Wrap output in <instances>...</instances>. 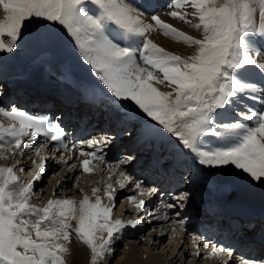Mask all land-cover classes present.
I'll return each mask as SVG.
<instances>
[{
	"label": "snow or ice",
	"instance_id": "6c2138e0",
	"mask_svg": "<svg viewBox=\"0 0 264 264\" xmlns=\"http://www.w3.org/2000/svg\"><path fill=\"white\" fill-rule=\"evenodd\" d=\"M165 8L172 19L202 31V37L187 35L155 11L150 13L152 22H147L145 11L134 0H0V57L18 52L34 27L62 31L95 78L92 87L113 105L127 109L121 113L127 122H139L138 137L140 129L166 137L178 151L191 156L205 176L230 172L247 184H264V87L242 75L255 68L264 79L260 46L264 44V0H167ZM154 31L194 46V54L182 57L167 51L150 38ZM6 91V86L0 87V97ZM247 100L259 106L251 108ZM229 110L239 118L231 117ZM0 115L10 121L0 124V159L7 158L5 153L23 156L26 138H31L40 160L27 183H20L18 164L0 167V264H67L73 235L90 250V264H100L113 253L118 234L141 221L113 218L116 203L111 183L104 190L111 204L103 203L99 188L92 189L94 200L83 194L79 201L50 198L43 207L32 204L34 184L42 179L49 159L46 148L54 142L56 151L67 149L66 132L59 117L53 122L3 105ZM123 135L132 136L133 129L79 141L83 158L79 168L91 173L93 160L107 164L104 150ZM39 138L43 143L35 147ZM85 146L91 151H85ZM135 160L134 155H122L118 168ZM119 176L123 179L116 183L121 188L136 192L126 199L146 212L147 202L137 200V195L156 196L159 190L146 188L144 181L131 179L124 171ZM189 198L190 192L184 191L162 206L177 209L179 216ZM211 255L220 253L213 248ZM228 257L232 258L231 252ZM239 264H264V257Z\"/></svg>",
	"mask_w": 264,
	"mask_h": 264
},
{
	"label": "bare ground",
	"instance_id": "6f19581e",
	"mask_svg": "<svg viewBox=\"0 0 264 264\" xmlns=\"http://www.w3.org/2000/svg\"><path fill=\"white\" fill-rule=\"evenodd\" d=\"M134 2L142 10L145 11V13H146L145 19L147 22H150V23L152 22L150 20V13L151 12L155 11V14H157L159 16L164 13V15L161 16V19H163L164 21H166L169 24H172L177 29L185 32L187 35H191L193 37H196L194 35V33L192 32L193 27L191 26V24L182 23V22L179 24L178 23L179 20L173 21L171 19V17L167 15V13L165 14V12H167V9L165 8V5L167 4V0H134ZM2 16H3V13L0 12V18H2ZM196 22L197 21H195V20L192 21V23H196ZM181 24H183L184 26H182ZM150 38L153 39L154 42L157 43L159 46L164 47L167 51L173 52L174 54H177V55H181L182 57H187L189 55L194 54V52H195L194 46H190L187 44H180L178 42H175L176 40H174L170 37L164 36L162 34V32H160V31L152 32L150 34ZM260 46L262 48H264V44H261ZM7 56L11 57V59H14L12 57V55H7ZM72 56H75L78 59L76 51L74 50V48H72ZM69 59H71V58H69ZM23 60L24 59L20 60V63H21L20 65H22V66H23V64H22ZM5 62L6 61L0 62V82L8 83L9 81H12V80L15 81L16 79H14L13 76L19 77V76H17L19 74L14 73L13 71H15V70L19 71V68H15V67H13L10 64H7ZM74 62H75V63H73V64H75L74 66L71 64V61H68L67 63H64V64L60 63L59 66L54 65V64H47L45 62H43V64L48 66V70L50 73L49 76H65L66 78H68L65 82H67L69 84H75L77 81L81 82L82 80H85V79H91V80L95 81V78L90 74L89 71L86 70L85 66L81 64L80 60L79 61L75 60ZM17 64H19V63H17ZM66 68L67 69L71 68V70L73 68L74 70L73 71H67ZM78 71H80V72H78ZM34 73H36V72H34ZM53 73H56V74H53ZM248 73H247V71H245L242 74L243 78L245 80L248 79L247 78ZM45 74H47V73H45ZM77 75H78V77H77ZM20 78H22L24 81L28 80L27 76L24 74H22V77H20ZM258 78H260V77H258ZM17 82H20V81H17ZM38 82L41 83V81H38ZM21 83H23V82H21ZM14 84H17V83H14ZM13 86L14 87H11V85H10L9 88H15V89L18 88V85H13ZM263 86H264V80H263ZM19 88H24V87H19ZM160 88L162 91H167V88H164L163 86H160ZM100 94H101V99L94 96L92 100L88 101V103L93 107H97L99 105L98 102L100 100L101 101L104 100L103 104L106 106V111L107 112L112 111L113 113L119 112L120 114L117 113V115H119L118 118H119V121H121L122 120L121 113L127 112V110H125L124 108H119V106H118L117 108H119V111H117L116 110L117 105H113L109 100H107V98L103 96L101 91H100ZM18 101H22V99L19 98ZM26 101H27V99H26ZM12 103L13 102H11L10 98L0 99V105L5 106L9 110L12 107ZM77 103H78V101H72V104L69 106H76ZM245 103H248V100L245 101ZM229 114L231 115V117H233V116L235 117V115H236V113L232 112L231 110H229ZM3 118L6 121V123H4L3 125H5V126L8 125L10 123V121L5 117H3ZM123 121H124L123 123L118 124L116 126L115 132H117V133L121 132V131H123L124 128H129L130 125L134 124V123L136 124V125H134V126H136L135 130L139 128V124H137L138 121H132L130 123L127 122L125 119H123ZM0 124H2V123H0ZM135 130L133 131L132 136L125 135L121 139L123 141V144L126 145L125 147L117 146L118 148H114L112 146L110 149L104 150L105 158L107 160V164L102 163V165L100 167V169H101L100 178L101 179L105 178L106 180H108V184L109 183L112 184L113 180H117L118 177H120L119 171H124L126 176H129L130 173H132L133 177L131 179L144 181V186L146 188H152L156 182V179L154 178V176H152L153 174H151V172H149V174H147L146 176L145 175L143 176L141 174L140 170L133 167L135 165H138L141 157L144 158L146 156V154L134 153V148L132 146H128V145L130 143L136 142L137 145L141 144V143H146L145 144L146 146H150L148 143V139H149L148 134L149 135H153V134L147 133L144 136V138L141 139L140 137H141V134L143 133V130L140 129V136L139 137L137 136ZM154 136H157V138L160 139L159 143L161 145H163L165 150H168V151L171 150L170 147H172L174 145V143H173V145H170V143L166 140V137L158 136V135H154ZM89 138H96V137L91 136ZM96 139H98V138H96ZM214 139L218 140L219 138H214ZM38 141H39V139L37 140V142ZM37 142H36V147H39V146H37ZM151 142H155V141H151ZM26 143L28 144V146L25 148V154L23 156L17 155L16 157L19 158L18 159L19 162H17V163L12 162L13 164H11L12 166L14 164H18L16 172H17V175L20 177V179H22V182H20V183H26L32 179V178L27 179V180L23 179V177H25L23 174L27 175L26 173L29 172V171H27V169L29 167H31L32 160L37 158L34 155V147L31 144V138H26ZM146 149L148 150L147 147H146ZM46 150H47V148H46ZM119 152L121 154L117 157L116 155ZM129 154L134 155L136 157L135 162L131 165H119V168H118L119 157L122 155H129ZM182 154L184 155V153H182ZM46 155H47V152H46ZM9 156H11V155H9ZM185 156L191 160L190 161L191 163L186 164V165H188L189 170H190V171H187V173H189V176L192 177L193 174L196 175L198 172H201L200 169L197 168L193 164L192 157L187 155L186 153H185ZM16 157H12V158H16ZM12 158H10V159H12ZM146 159L149 160V158H146ZM70 161L71 160H69V162L67 164H63V166H66V169H64V168H63L64 170L61 169L62 171L58 175L55 176L56 178L61 177L62 179H60V180L56 179L53 181V184L51 183L52 185L55 184L56 189L60 188L62 186V184H65V182H71V180L73 181V178L75 177V175L81 174L83 172L82 170H80L78 168V166L76 169L72 170L71 166L73 164H75V161L72 164H70L71 163ZM112 161H114L116 163L115 167L111 166V171L106 172L109 170L108 165ZM183 161L185 163V160H183ZM37 163L39 164V162H37ZM6 164H4L3 167H8ZM21 165L24 166V169H25L24 172L19 171V168ZM0 167H2V166L0 165ZM48 167H50V166H48ZM90 167L93 168V171L91 173H84L83 172V174H82L83 176H85V174L86 175L87 174H89V175L95 174L94 173L95 164H92V166H90ZM194 169H196V170L193 173ZM30 171H32V170H30ZM32 173H33L32 174V176H33L34 172L32 171ZM54 173H55V171H54ZM111 173H112V176L109 177V174H111ZM62 174L64 175L63 176L64 178L62 177ZM42 175H43L42 177H44V176L47 177L45 170H44ZM93 177H95V176H93ZM165 179L166 180L161 181V184L167 183L168 178L165 177ZM58 181L61 182L59 185L57 184ZM77 181H78L77 182L78 187L82 188L84 186V184L82 182H80L81 180H79V179ZM203 181L205 183V188H204V190L200 191V196H202V197H199L200 198L199 206L193 207L194 200H192L191 203H193V205H191V203H188V205H186L183 209H179V212H180L179 216L178 215L172 216V218L170 216V213H175L176 211H173V209H167L166 207L162 206V210H164V211H162L161 215H158V211L154 210V214H152V216H154V218H151L148 223H149V225H151V224L155 225L156 224V225H158L159 230H162V231H160V233L157 237L159 239V242L163 241L166 238L168 233L167 234H165V233L172 230V227H170L169 225L173 224L180 231V237H181V233H183V238H186V239L189 238L188 240H186V243H190L194 247L195 250L193 252V254H194L193 256L195 258L198 257V258H196V260H199L201 254L204 253L205 257H203V258H206V262L207 261L209 262L211 259H214V258H217L219 260V258H221L222 251H220V250L217 251L218 253H220V255H218V256H212L211 255L212 250L210 252H205V251L203 252L202 249L199 247V244H200L199 242H201V244H202V239L204 240L202 235H204L205 239L207 240V239L213 238L215 236H218V238H219V237L223 236L224 232H221L223 229L217 228V225L220 224L221 217H218L217 219H215L214 221H211V222H209V220L205 221V222H209V223H205V225H204L203 224V218L210 217V216L204 215V213H209V214H214V215L223 214L222 216H224V217L222 219H227L226 223H229L234 227H236L237 223H240L241 225H246V226L252 227L253 226L252 224L254 222H256V221L259 222L260 220H262V218H264V202L257 199V198H260L261 196L264 195V184H256V185L247 184V183L235 178L234 175L231 174L230 172L229 173H220L215 178H213L211 176H206V179ZM42 182L43 181L41 179V180L35 182L34 186L35 185H41ZM125 183H126V181H125ZM67 184L68 183H66L65 186H67ZM87 186L88 187L91 186L90 190H92L93 188H98V186L94 185L93 183H91L89 185L85 184L84 187L87 188ZM169 186H172L173 188H175L174 190H177V191L173 192L174 195H178L181 193V191H185V189H186V186H184L182 184L175 185V183L172 180H170ZM178 187H180V189H182V190L179 191ZM74 189H75V187H74ZM77 189H79V188H76V190ZM118 191L120 194L119 199L124 197V196L128 197L130 195H136L135 190L133 188H130V187L121 188L120 186H118L117 192ZM171 192H172V190L169 191L168 193L170 194ZM86 193H88V192H86ZM246 195L251 196L254 199V201L256 202V205H260V206H255V205L249 206V205H246L245 203H243L242 198L245 197ZM147 196L149 197V195H147V194H145L143 196L137 195V200L143 199L146 201ZM240 196L242 198L238 200V198H240ZM33 198H36V196ZM47 200H48V198H47ZM73 200L79 201L80 199L73 198ZM152 202H153V196H152V199L149 202H147V205H149V204L151 205ZM31 203L36 205L37 207H43L46 205L47 201L44 200V203H42L43 205L42 204L37 205V204L33 203V200H31ZM247 203H249V202H247ZM120 205L123 206L122 212H120V213L116 212L115 214H113L114 219H121V220L127 222L128 220H133V218H131V217H133L134 215L137 216V214L138 215L144 214V212L138 213L137 211H134L133 207H135V206L132 203H130L127 199L125 200V202H122ZM246 206H249V208ZM185 208H188V211L183 212L185 210ZM127 212L132 213L131 216L126 215ZM227 213H232V215L231 216H225V214H227ZM165 214L168 215L167 220L163 219ZM196 214H197V216H196ZM138 218L139 217H136L135 219H138ZM146 219L147 218H145V215H144L142 220L144 222H147V221H145ZM143 221H141V223L136 228L127 227L121 233H119L118 238L115 240V242L112 245V247L114 249L113 253L106 254L104 259L102 261H100V264H107L109 261L114 260V258L116 256H118L117 254L122 251L121 250V244L123 242H124V244L126 243L124 248H123V249H126L125 250L126 252L124 253L125 255L123 256V258L121 257L122 259L120 258L121 261L118 262L117 260H115V262H114L115 264H173V263L177 264V262H179L178 260H180V259H181L180 264L183 263V260H184L183 256L185 255V253H187V250L186 251L184 250L183 254L181 256L178 255L179 257L176 259V255L179 254L178 252L170 251V256H167V255L165 256L160 252L152 251L148 246H147L148 248H145L146 245H149V244L153 245V242H150V240L148 241L145 238H144V240L141 238L138 239L141 231H143L142 230L143 226H144V224L142 223ZM196 232H198L200 234L197 237L194 236L193 234H191V233H196ZM262 232L264 233V229H262ZM200 236H202V237H200ZM194 238H195V240H194ZM129 240H131V241L136 240V241H138V243H140V241L142 240L141 242L145 246L141 247L139 244H134V243L131 244V242ZM154 240H155V238H154ZM179 240H180V238H179ZM183 242H185V241H183ZM197 243H198V245H197ZM180 247H182V246H180ZM184 249H188V248H184ZM168 250H170V249H168ZM69 251H72V253L74 255H76V254L82 255L85 263L90 264V258H91L90 250L87 249V246L83 245L81 242L76 240L74 235L72 237V243L69 245ZM197 251H199V253H200L199 256L195 255V253ZM122 254H123V252H122ZM170 258H171V260L169 261ZM224 260L225 259L219 260L218 264H224ZM228 260H229V257H228ZM228 260H225V262H227L229 264L230 263L232 264L233 263L232 261H234V260H232V261L230 260L231 262H228ZM213 263H217V261H211L208 264H213Z\"/></svg>",
	"mask_w": 264,
	"mask_h": 264
},
{
	"label": "rangeland",
	"instance_id": "374dc122",
	"mask_svg": "<svg viewBox=\"0 0 264 264\" xmlns=\"http://www.w3.org/2000/svg\"><path fill=\"white\" fill-rule=\"evenodd\" d=\"M166 13L167 12H165V14ZM162 15H164V13L161 14L160 17ZM172 20L175 21L174 19H172ZM178 23L180 24L181 21H178ZM181 25L184 26L183 24H181ZM192 32L194 33V35L197 38H201L202 37V31H199V30H196V29L192 28ZM175 42H178V41H175ZM178 43L185 44L183 42H178ZM72 48H73V46H72L69 38L64 34V32L56 30V29H41V28H38V27H34L31 30L30 34L26 37L24 43L21 45L20 50L18 52H16L14 55H12V57L14 59H11V57L6 55V56H3V57H0V62L6 61L5 63L10 64L11 66H13L15 68H19V71L21 73L18 70L13 71L14 73H18L19 74V75H17L19 77L13 76V78L16 79L17 81H23V79L20 78V77H22V74H24V75L27 76L28 80L32 79V78H33L32 80H34L35 78H40L41 80H44V81H52V82L60 83L62 81L65 82L68 78H66L65 76H49L50 73H49V70H48V66L44 65L43 62H45L47 64H54V65L59 66L60 63L64 64V63H67L68 61H71V64L74 66L75 65V64H73V63H75L74 61L75 60L79 61V60L75 56H72ZM69 58H71V59H69ZM22 59H24L23 62H22L23 66L20 65L21 64L20 60H22ZM17 63H19V64H17ZM81 64L84 65L82 62H81ZM84 66H85L86 70L88 71V66H86V65H84ZM66 70L67 71H73L74 69L72 68V70H71V68H69V69L66 68ZM246 71H247V73L249 72L248 73V77H247L248 79H246V80L254 82V83L258 84L261 87H264L263 86V80L264 79H262L260 77L259 73L257 72V70L255 68H250V69H247ZM34 72H36V73H34ZM78 72H80V71H78ZM45 73H47V74H45ZM53 74H56V73H53ZM77 77H78V75H77ZM258 77H260V78H258ZM246 104L249 107H251V108H256V107L259 106L258 104L254 103L251 100H248V103H246ZM116 107H118V105ZM125 110H127V109H125ZM234 118H239V117L238 116L236 117V115H235ZM0 123H2V124L6 123L5 119L1 115H0ZM137 124H139V122ZM134 125H136V124L135 123L131 124L130 127H129L131 129H133V131L135 130V127H136ZM157 140L160 141V139H157ZM166 140L170 143V145H173V143L170 142L167 138H166ZM5 155H7L6 159H0V165L2 167L6 163H7L6 165L8 167H11L12 166L11 164L19 162V160H18L19 158H17V157L16 158H12L7 153H5ZM10 158H12V159H10ZM34 160L36 161V164H32L31 163V167H29L27 169V171H29V172L26 173L27 175L23 174L25 176V177H23V179L27 180V179L32 178V174H33L32 171L35 173V171L37 170L36 169V165L38 164L37 162H40L39 157H37ZM70 164H72V163H70ZM101 165H102V163H101ZM48 166H51V164H48L46 166V168H45V172H46L47 177H45V176L42 177V181L43 182H42V184L40 183L41 185H35L34 186V190H33L34 191V195H33V197L36 196V198L32 199L33 203H35L37 205H41L42 203H44V200L48 201L47 198L48 199H50V198H52V199H56V198H59V199H67V198L73 199V198H77V199L81 200L83 198V194H87L89 197L92 198V200H94L95 197L92 196V193H91L92 190H90L91 186L90 187L87 186V188L84 187L85 184L89 185L91 183H93L94 185H97L98 188L100 189L99 195H101V197L103 198V203L104 204H111L112 203V201H109L107 199V197L104 196V190L106 188V185L108 184V180H106L105 178H103V179L100 178L99 175L101 174V172L100 173L97 172L96 166H95V170H94L95 174H93V175H89V174L86 175L85 174V176L82 175L83 173L77 174V175H75V177L73 176L74 177L73 181L71 180V182H65V184H62V186L60 188H57V189L55 188V184L54 185H52V184H53L54 180L62 179L61 177L56 178L55 176L58 175L62 171L61 169H63V168L60 167L58 170H54L55 171V173H54V171L52 172L50 170V167H48ZM20 167L24 168L23 165H21ZM64 169H66V168H64ZM30 170H32V171H30ZM100 171H101V169H100ZM109 171L110 170H108L107 172H109ZM63 176L64 175L62 174V177ZM93 176H95V177H93ZM110 176H112V173L109 174V177ZM77 178L79 180H81L80 182H82L84 184V186L82 188L78 187V183H77L78 179ZM205 178H206V176L202 177V179H205ZM118 179L122 180L123 178L122 177H118ZM118 179L112 181V184H113V186L115 188V203H116V207L113 210V214H115L116 212H118V213L122 212V207L123 206H121L120 204L122 202H125V200H126L125 196L119 199V195L120 194H119V191L117 192V190H118V186H120V185L118 183H116V181H118ZM20 182H22V179H20ZM66 183H68L67 186H65ZM74 187H75V189H74ZM76 188H79V189L76 190ZM54 192H55V195H53ZM86 192H88V193H86ZM42 198L43 199L45 198V199L43 200ZM241 198L242 197L240 196V198H238V200L241 199ZM257 199L261 200L262 202H264V195L261 196L260 198H257ZM246 201L249 202V203H247ZM242 202L245 203L246 205H249V206H252V205L260 206V205H256V202L254 201V199L251 196H247V195L242 198ZM249 206H246V207L249 208ZM133 210L134 211H139L135 207H133ZM131 214L132 213L127 212L126 215H128V216L130 215L131 216ZM136 217H139L138 219L141 220L143 218V215H138L137 214V216L134 215L131 218L135 219ZM147 221H148V219H147ZM142 223L144 224L143 229H142L143 231H141L138 239L141 238V239L144 240V238H145L148 241L150 240V242H153V245L149 244V245L145 246V245L142 244V242H141L142 240L140 241V243H138V241H136V240H133V241L129 240L131 242V244L132 243L139 244L141 247L145 246V248L149 247L152 251L160 252V253H162L165 256L166 255L170 256V251L178 252L179 254L176 255V259L179 257L178 255L181 256L183 254L184 250L185 251L187 250V253H185V255L183 256V259H184L183 263H181V264H189V263L190 264H208L211 261H217V263H213V264H218L219 263V260L217 258L211 259L209 262L208 261L206 262V258H203V257H205L204 253L201 254L199 260H196V258H198V257L195 258L193 256L194 255L193 252L195 250L194 247L190 243H186V240H188L189 238L188 239L183 238V233H181V237H180V231L173 224L172 225L175 228L172 225H169L170 227H172V230L166 232L165 234L168 233L166 238L163 241L159 242V239L157 237H158L160 231H162V230H159L158 225L151 224L152 225L151 226V225H149L148 222H144V221ZM145 225L149 226L150 228L147 227L149 229L145 230ZM252 225H254V223ZM154 238H155V240H154ZM179 238H180V240H179ZM183 241H185V242H183ZM199 243H200L199 247L204 252V250H203L204 248H203L201 242H199ZM125 244H124V242L121 244V250L122 251L117 254L118 256H116L114 258V260L109 261L107 264H115L114 263L115 260H117L118 262L121 261V259L125 255L124 253L126 252L125 251L126 249H123ZM197 245H198V243H197ZM180 246H182V247H180ZM184 248H188V249H184ZM168 249H170V250H168ZM122 252H123V254H122ZM65 259L67 261V264H87V263H85L82 255H79V254L74 255L72 253V251H69L66 254ZM170 260H171V258L169 259V261ZM178 261L179 262H177V264H180L181 259L178 260ZM228 262H231V261H228ZM173 264H176V263H173ZM224 264H225V260H224ZM227 264H229V263H227Z\"/></svg>",
	"mask_w": 264,
	"mask_h": 264
}]
</instances>
